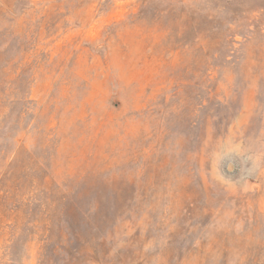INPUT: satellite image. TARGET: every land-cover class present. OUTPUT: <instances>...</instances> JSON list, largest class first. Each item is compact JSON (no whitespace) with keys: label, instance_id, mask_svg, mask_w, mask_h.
Masks as SVG:
<instances>
[{"label":"rangeland","instance_id":"374dc122","mask_svg":"<svg viewBox=\"0 0 264 264\" xmlns=\"http://www.w3.org/2000/svg\"><path fill=\"white\" fill-rule=\"evenodd\" d=\"M0 264H264V0H0Z\"/></svg>","mask_w":264,"mask_h":264},{"label":"trees","instance_id":"16d2710c","mask_svg":"<svg viewBox=\"0 0 264 264\" xmlns=\"http://www.w3.org/2000/svg\"><path fill=\"white\" fill-rule=\"evenodd\" d=\"M207 19H209V21H210V23H208V24L210 25L209 29L211 31V34L213 35L214 31H218V33H219L221 31V29L218 28L217 25H215V23H213L214 21H212V20H214V17H207ZM218 24H220V23H218ZM238 25H240V24H238ZM225 32H230V28H229L228 25H226ZM209 39H212V38L210 37ZM218 41H223V44L225 43V41L227 43H230V41H228V36L227 35L225 36L224 40L218 38ZM215 46H217V45H215ZM215 52H218V48H217V50Z\"/></svg>","mask_w":264,"mask_h":264}]
</instances>
